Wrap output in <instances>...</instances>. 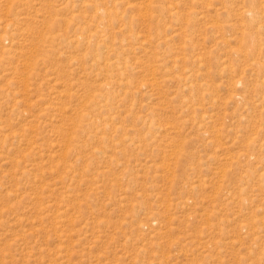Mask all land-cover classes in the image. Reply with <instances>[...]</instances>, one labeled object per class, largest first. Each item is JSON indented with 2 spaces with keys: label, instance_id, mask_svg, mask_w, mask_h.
Returning a JSON list of instances; mask_svg holds the SVG:
<instances>
[{
  "label": "rangeland",
  "instance_id": "rangeland-1",
  "mask_svg": "<svg viewBox=\"0 0 264 264\" xmlns=\"http://www.w3.org/2000/svg\"><path fill=\"white\" fill-rule=\"evenodd\" d=\"M0 264H264V0H0Z\"/></svg>",
  "mask_w": 264,
  "mask_h": 264
},
{
  "label": "bare ground",
  "instance_id": "bare-ground-1",
  "mask_svg": "<svg viewBox=\"0 0 264 264\" xmlns=\"http://www.w3.org/2000/svg\"><path fill=\"white\" fill-rule=\"evenodd\" d=\"M40 32H41V31H40ZM159 67H160V66H159ZM172 67H173V66H172ZM157 68H158V67H157ZM157 68H155V70H157ZM152 69H154V68H152ZM148 71H149V70H148ZM153 72H154V70L152 71V73H153ZM152 73H151V74H152ZM183 76H184V75H183ZM180 78H181V77H180ZM182 78H183V77H182ZM185 78H186V77H185ZM185 78H184V79H185ZM187 78L189 79V77H187ZM187 78H186V79H187ZM181 81H182V80H181ZM184 82H186V80H184ZM149 85H151V84H149ZM151 86H152V85H151ZM87 102H88V101H87ZM172 154H175V153H172ZM172 154H171V155H172ZM218 172H220V171H218ZM220 175H221V174H220Z\"/></svg>",
  "mask_w": 264,
  "mask_h": 264
}]
</instances>
